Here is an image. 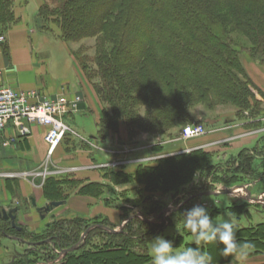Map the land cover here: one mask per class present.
I'll return each instance as SVG.
<instances>
[{
  "label": "trees",
  "instance_id": "obj_1",
  "mask_svg": "<svg viewBox=\"0 0 264 264\" xmlns=\"http://www.w3.org/2000/svg\"><path fill=\"white\" fill-rule=\"evenodd\" d=\"M42 1L38 13L46 22L43 27L52 31L47 23H55L63 41L74 42L100 35L94 57L84 58L81 62L83 71L88 69L86 62L95 64L93 75L89 77L90 80L93 76L97 78V82L92 84L103 106L102 117L97 125L99 136L107 129L117 133L121 120L132 135L140 132L163 135L166 129L187 125L190 122L187 106L196 102L210 104L211 93L247 109L252 107V89L264 100V94L259 92L247 75L239 51L217 28L229 24L241 32L251 44L246 49L249 58L264 65V0ZM48 3H51L53 8H50ZM13 8V0H0V34L7 32L17 23ZM261 9L263 12H258ZM221 11H227L231 21L223 19ZM1 45L6 51V45ZM202 67H206L208 72ZM234 72L244 80L237 79ZM141 107L146 108L142 116ZM256 120L257 118H250L248 123ZM244 151L243 156L239 154L228 160V174L235 175L246 166V160L250 159L249 151L251 153L254 150L250 148ZM255 151L258 154V151ZM215 154L197 150L193 154L185 155V158L177 156L174 161L164 159L158 166H142L133 174L110 168H106L104 174L112 186L135 184L144 191L177 194L180 189L186 187V180L190 179L192 173L196 176L197 173L206 175L210 172ZM262 158L264 160V154ZM186 163L190 166L189 169L185 166ZM233 165H236L235 168ZM179 168V174L184 173L187 178L184 176L179 179L170 175ZM166 176L168 179H163ZM53 180L55 186H48L51 184V178L45 179L42 186L51 189L55 187L56 195L61 194V199L77 183L71 179L64 182L62 179ZM191 185L199 187L197 193L186 197L194 195V199L179 208V213L191 208L197 197L211 193V187L203 186L200 181ZM79 186L77 193L87 192V195L92 196L96 193L102 194L101 191L109 185L84 182ZM15 187L17 188V184ZM48 199L51 202L61 200L53 198L52 195H49ZM105 201L109 200L105 198ZM250 205L241 200L240 205L232 206L233 213L241 215ZM120 207L124 213L128 212V207ZM252 207L257 212H264L263 206L259 204H252ZM161 210L162 207L156 203L148 209L145 217L150 214L157 217ZM121 217L122 221H125L128 216L123 214ZM76 222L77 226L70 233L61 230L60 235L51 231L46 236L28 237L23 235L21 230L17 232L13 229L6 233L16 235L21 242L31 239L35 244L37 242L42 250L47 249L45 240L53 242L58 251H65L79 244L63 256L60 264H151L147 242L157 236L164 227L159 222L153 223L146 218L140 220L136 217L128 219L118 232H113L116 226L106 219L101 222L100 227L107 228L109 232L100 229L99 225L92 227L95 225H90V222L83 219ZM185 230L183 228V231ZM235 230L238 240L250 245L247 248V256L264 253V221L247 227L235 225ZM82 234H85L83 240L80 239ZM3 237L4 232L0 229V239ZM95 237H102L104 240L93 243L92 239ZM212 243L201 245L202 249L211 255ZM186 246L197 245L192 243ZM216 253L212 255L213 264H228L231 260V257L224 258L220 253ZM56 258L57 254L51 251L48 259L55 261ZM42 260L34 257L27 260V263L37 264Z\"/></svg>",
  "mask_w": 264,
  "mask_h": 264
},
{
  "label": "rangeland",
  "instance_id": "obj_2",
  "mask_svg": "<svg viewBox=\"0 0 264 264\" xmlns=\"http://www.w3.org/2000/svg\"><path fill=\"white\" fill-rule=\"evenodd\" d=\"M36 1V8L33 4V0H28L26 4L27 11L30 15V24H46L45 20L39 16L38 13L39 7L43 4V1ZM21 2L23 3V1ZM165 2L167 1L165 0ZM48 5L51 6L50 8H53L51 3H48ZM258 12L262 13L263 10L261 9ZM183 15L185 16V14ZM220 15L223 19L225 18L231 21L227 11H221ZM75 21L77 22V19ZM47 24H49V28L55 30V32L48 31L43 26H40L39 29L35 28L38 32L36 33L37 37L32 36L31 44L33 50L41 53L46 49L49 52L51 70H53L59 79H68L75 76L74 68H65L62 64V60H67L66 56H69L72 58L73 63L79 66L83 76L91 84L97 82V78L94 76L91 79L92 81L89 77L93 75L92 70L95 68V64L93 62H86L85 64L88 69L83 71L81 62L84 58L90 59L94 57L95 47L100 39V35L91 38H83L74 42H65L59 37L60 30L58 26L52 22ZM193 24L197 23L193 22ZM217 28L239 51L241 62L244 58H247L252 63L264 67V65L249 58L246 49L249 48L251 44L241 32L235 30L229 24H223ZM203 69L208 72L206 67ZM234 74L237 79L241 81L244 80L239 74L235 72ZM201 77H203V75H201ZM252 92V107L248 109L225 101L214 95V93L210 95V104L207 102H196L187 106V112L190 118V122L187 123V125L201 124L205 128V133L203 135L191 139L180 138L181 129L187 125L166 129L163 135H154L147 132H140L136 135H132L121 120L117 133H112L108 129L105 132L114 140L113 143H106L104 142V132L101 136L98 135V129L95 125L93 126L91 117L85 119L83 124L79 117L77 119V126L80 129L79 131L84 132L81 133L76 129L74 130V127L66 122L67 126L74 134H69L58 148H56L57 152L53 153L49 159H44L42 157L38 158V155L35 156L36 154L34 155L33 153L30 155L26 154L24 157L18 152L16 155L12 156L6 155L11 149H4L5 147L2 145L4 142H2L1 145L3 148L0 147V174H2L0 175V180L5 182L4 186H6L7 189V196L3 201H0V207H4L6 210L13 207L17 208L18 210L15 213L16 225L21 228L20 232L23 235L31 237L35 235L46 236V234H49L51 231L57 232L58 235L62 233L61 230L70 233L71 230L77 226L76 221L80 219L90 222V225H99L100 227L104 219L109 221L106 215L117 220L115 224L110 222L112 225L116 226L113 230L117 231L122 229L120 226H124L123 223L125 221H122L121 217L123 214L128 216L127 219H129L130 216L134 217V215L145 217L148 209H151L157 203L162 207L157 217H153V214H150L145 218L151 220L153 223L159 222L163 224L164 227L157 236L162 235L166 239L175 238V246H177L175 251H182L186 244L194 243V235L188 233L187 230L183 231L184 219L178 210L185 202L194 199V195L188 198L186 197L189 194L197 193L196 191L199 187L192 186L191 184L200 181L203 186L211 187L212 194L206 193L197 197L193 201V204H202L208 208L210 215L213 216L215 221L223 220L226 214L232 217L235 225L241 227L261 223L264 221V212L255 211L252 207V200L256 199L258 196H264V160L262 158L264 154V100H262L261 95L256 90L252 89ZM259 92L261 91L259 90ZM257 100L259 102H257ZM145 110V107L140 108V116L145 113ZM250 118H257V120L248 123ZM229 126L230 129L228 130V134L232 138L226 141V139L224 140V138L227 137L225 128ZM217 128L220 130L211 134V131ZM95 136L97 142L91 146L87 138ZM84 146L87 147L85 148ZM212 146H215V152H213L216 153L213 158L214 160L211 161L213 168L206 175H199V173H197L196 176H194L192 173L190 179L186 180V187L180 189L177 194H172L170 192L165 194L148 190L144 191L135 184L112 186L109 179L105 178L104 170L110 168L113 164L116 166L110 169L120 168L119 170L123 171L125 168L131 170L135 169L132 173L124 171V173L133 174L142 166H158L164 159H172L174 161V157L184 156L185 158V155H190L197 150L202 151ZM250 148H252L254 152L250 153L249 151L248 156L250 159L246 160V166L239 170L238 173L236 172L237 174L235 175L228 174L227 167H230L227 164L229 162L228 160H232V158H235L239 154L243 156L244 150H249ZM76 150H81L79 153L80 158L73 160L69 157V154H72ZM255 150L258 151V154ZM185 166H187L188 169L190 167L187 163ZM234 166L236 165H233V168H235ZM24 171V176L14 175L18 172L24 173ZM180 171L179 168L177 172L172 171L170 175L179 179L183 178L185 174L183 171V175L179 174ZM44 172H52V175H48L45 178H51L49 182L51 184L48 186H55L53 179H62L63 182L71 179L74 183H77L74 185L73 189L69 190L66 196L61 199V194L58 193L56 195L55 187L51 189L48 186L46 188L42 186L45 181V179L42 178ZM5 174L13 175L14 177L5 178ZM29 175L36 177L29 178ZM79 175H89V178L83 180L77 177ZM191 177L194 178L192 182ZM33 178L34 184H37L40 180L42 185L31 186ZM93 179L100 180L97 181L99 183L109 185L108 188L103 189L100 195L96 193L89 196L87 192L86 194L77 193L80 189L79 185L84 182H93L90 181ZM163 179H168V176ZM20 181H23L26 185V190L23 195L15 187L16 184L18 186V182ZM236 183L242 185H237ZM240 186H247L250 196H252L253 199L248 200V203L251 204L250 207H247L241 215H237L233 213L234 209H232V206L240 205V199L246 196L245 189ZM230 190L239 191L238 193L228 194ZM219 193H224V195H218ZM214 194H217V196H211ZM49 195H52L55 199H61L60 201H53L61 202V205L49 211H44V207L51 202L48 199ZM28 196L35 198L37 205L35 208L29 207L28 210H26L23 203H19L24 197L26 198ZM105 198L109 201L106 202ZM120 206L128 207V212L124 213L123 210L121 211ZM101 214H105V216L102 217ZM68 222H75V224L73 225ZM101 228L103 231L109 232L107 228L100 227V229ZM90 229L91 227L88 230ZM83 235L84 234L80 235V239L83 238ZM100 239L104 240L102 237H95L92 239V242L98 243ZM152 239H150L146 245L150 257ZM79 243L82 244V242ZM204 244L205 243L202 242L201 245ZM78 245L79 244H76L74 247L77 248ZM46 248V250H42L37 242L35 244L31 239L21 242L18 239L3 237L0 239V264H22L24 262V264H29L27 260L34 259V257L43 259L42 262L37 264H60L63 258L60 257V254L64 251H58L54 243L49 240H47ZM51 251L57 254L55 261L48 259L49 255L51 256ZM213 251L219 254V246L215 242L211 244L212 255L214 254ZM245 251L247 252V249H245ZM263 254L257 256L246 255L239 261V264L259 261L260 259L258 257Z\"/></svg>",
  "mask_w": 264,
  "mask_h": 264
},
{
  "label": "crops",
  "instance_id": "obj_3",
  "mask_svg": "<svg viewBox=\"0 0 264 264\" xmlns=\"http://www.w3.org/2000/svg\"><path fill=\"white\" fill-rule=\"evenodd\" d=\"M21 1H23V3ZM27 1L28 0H13V10L17 19V23L12 25L5 33L4 45L7 47L6 51L3 50V47L0 43V84L8 86L18 92H35L39 97L46 98H52L57 95H64L68 98H72L73 96L80 94L84 100L83 104L81 105V111L76 115L65 118V122L72 125L74 130L76 129L78 132H81L77 126V119L80 117V121L83 124L85 119L91 117L93 126L95 125L97 128V125L102 117L103 106L99 101L94 86L83 76L82 70L79 69V66L73 63L72 58L66 56L67 60L63 59L62 64L65 68H74L75 76L68 79H59L53 70H51L49 52L46 49H44V51L41 53L33 50L31 44L32 36L37 37L36 33L38 32L35 28L39 29V27L43 26V24H30V15L26 8ZM33 2L36 8L37 1L33 0ZM52 32H55V30L52 29ZM64 51L66 52L65 48ZM242 64L253 84L264 94V67L252 63L247 58L242 60ZM225 129L227 137L224 138V140L226 139V141H229L232 138L228 134L230 126L226 127ZM219 130L220 129L218 128L214 129L211 131V134H214ZM106 131L107 130L104 131V142L113 143L114 140L105 133ZM44 132L45 129L42 126L33 125L27 138L24 140H14L11 127L8 126L0 135V147H2V142L8 141V147L4 149L10 148L11 150H9V153L6 152V155L12 156L16 155L18 152L24 157L26 154L30 155L33 153L34 155L36 154L35 156L38 155V158L42 157L46 159V145L43 140ZM83 132L84 131L81 133ZM90 138L87 139L92 146L95 142H97V138L96 136ZM214 147L215 146L208 147L204 150L208 152H215ZM56 152L57 150L54 151V153ZM80 152L81 150H76L72 154H69V157L73 160L79 159ZM134 170L126 168L124 169V171H129V173H132ZM24 174L25 171L24 173H15L14 175L24 176ZM32 177L36 176L29 175V178ZM77 177L86 180L89 178V175H79ZM90 181L97 182L100 180L93 179ZM18 183L17 189L23 195L26 190V185L23 181ZM4 184L5 182H0V201H3L7 196V189ZM31 184V186L42 185L40 180L37 182V184H34V178ZM32 201L35 203L34 206L31 205ZM22 203L26 210H28L29 207L35 208L37 205L35 198L31 196L26 198L24 197V199L19 204ZM101 215L102 217L105 216V214ZM106 217L108 218L109 222L114 224L116 223L115 221H117L108 215H106ZM258 258L260 259L259 261L250 262L248 264H264V254Z\"/></svg>",
  "mask_w": 264,
  "mask_h": 264
},
{
  "label": "built area",
  "instance_id": "obj_4",
  "mask_svg": "<svg viewBox=\"0 0 264 264\" xmlns=\"http://www.w3.org/2000/svg\"><path fill=\"white\" fill-rule=\"evenodd\" d=\"M5 33L0 34L1 44L5 42ZM83 101L80 94L72 98L64 95L46 98L39 97L35 92H18L0 84V135L10 126L13 139L24 140L29 136L33 125H40L45 129L43 140L46 145V159H49L63 140L69 134H74L67 126L65 118L78 114ZM204 133L205 128L201 124L187 125L181 129L180 138L191 139ZM8 144L5 141L2 145L6 148ZM115 166L113 164L110 168ZM48 175H52V172H44L42 178L45 179ZM4 177L14 176L5 174ZM245 198H248L247 194ZM255 202L264 204V196H258Z\"/></svg>",
  "mask_w": 264,
  "mask_h": 264
},
{
  "label": "clouds",
  "instance_id": "obj_5",
  "mask_svg": "<svg viewBox=\"0 0 264 264\" xmlns=\"http://www.w3.org/2000/svg\"><path fill=\"white\" fill-rule=\"evenodd\" d=\"M181 215L184 228L194 235L197 246H186L182 251H175V238L156 236L151 241V264H213V256L202 249V242H215L222 257H231L229 264H239L247 255L245 249L250 245L238 240L232 217L225 214L223 220L215 221L209 209L202 204L193 205Z\"/></svg>",
  "mask_w": 264,
  "mask_h": 264
},
{
  "label": "water",
  "instance_id": "obj_6",
  "mask_svg": "<svg viewBox=\"0 0 264 264\" xmlns=\"http://www.w3.org/2000/svg\"><path fill=\"white\" fill-rule=\"evenodd\" d=\"M228 193H231V192L229 191ZM32 205H34V202H32ZM59 205H61V202H50V203H48V204L44 207V211H49L50 209H52V208H54V207H57V206H59ZM0 213H2V215L4 216V219H9V220H10L11 225H12L13 228L19 230V227H17V226L15 225V222H14V220H15L16 209H14V208H13V209H10V210L7 211V212L2 210ZM122 226H123V225H122ZM122 226H120V228H122ZM113 232H116V231L114 230ZM84 235H85V234H84ZM84 235H83V236H84ZM74 249H75V247L70 248V249H68V250H65V251L62 253V255H65V254H67V253L73 251Z\"/></svg>",
  "mask_w": 264,
  "mask_h": 264
},
{
  "label": "flooded vegetation",
  "instance_id": "obj_7",
  "mask_svg": "<svg viewBox=\"0 0 264 264\" xmlns=\"http://www.w3.org/2000/svg\"><path fill=\"white\" fill-rule=\"evenodd\" d=\"M32 202H34V201H32ZM32 202H31V205H32ZM34 205H35V203H34ZM34 205H32V206H34ZM14 209H16V212H17V208H15V207H13ZM13 208H10V209H13ZM10 209H5L4 207H0V212L3 210V211H9ZM15 220H16V215H15ZM15 220H14V222H15ZM15 225H16V222H15ZM17 226V225H16ZM0 227H2V228H0L1 230H2V232H4V238H10V239H17V238H15V236H11V235H9V234H7L8 233V231H9V229H13V230H15V231H17V232H19L20 230H21V228H19V230H17V229H15V228H13L12 227V225H11V222H10V220L9 219H4V216L2 215V213H0ZM18 227V226H17ZM7 232V233H6ZM45 243L47 244V240H45ZM58 252V251H57Z\"/></svg>",
  "mask_w": 264,
  "mask_h": 264
}]
</instances>
